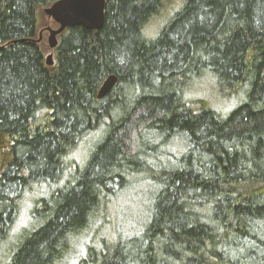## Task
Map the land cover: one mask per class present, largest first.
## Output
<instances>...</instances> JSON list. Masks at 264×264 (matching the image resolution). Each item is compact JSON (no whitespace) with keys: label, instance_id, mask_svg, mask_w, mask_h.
<instances>
[{"label":"trees","instance_id":"1","mask_svg":"<svg viewBox=\"0 0 264 264\" xmlns=\"http://www.w3.org/2000/svg\"><path fill=\"white\" fill-rule=\"evenodd\" d=\"M55 1L0 0V264H264V0H105L48 66Z\"/></svg>","mask_w":264,"mask_h":264},{"label":"water","instance_id":"2","mask_svg":"<svg viewBox=\"0 0 264 264\" xmlns=\"http://www.w3.org/2000/svg\"><path fill=\"white\" fill-rule=\"evenodd\" d=\"M105 0H56L43 9L44 14L56 23V27L46 26L39 30L37 41L42 39V33L48 32V46L53 50L57 44V36L66 28L81 25L90 30H98L104 23ZM46 65L53 64V52L45 57ZM116 77L111 74L101 84L97 98L103 97L115 84Z\"/></svg>","mask_w":264,"mask_h":264},{"label":"rangeland","instance_id":"3","mask_svg":"<svg viewBox=\"0 0 264 264\" xmlns=\"http://www.w3.org/2000/svg\"><path fill=\"white\" fill-rule=\"evenodd\" d=\"M45 15V14H44ZM156 21L160 22L161 20V16L156 17ZM45 19V20H44ZM163 19V18H162ZM45 22V23H44ZM156 23L155 21L153 22V24ZM46 26H50L52 28L56 27V23L48 18L45 15V18L41 19V22L39 24V28L42 29ZM47 38H48V32L44 31L42 33V39H41V43H42V47L45 51V57L52 52V50L49 48L48 46V42H47ZM224 106H228L227 104H224ZM223 106V107H224ZM131 129H133V127L129 126L127 128L128 130V137L131 139L132 134L130 133ZM101 132L97 131L95 132L94 136H98L100 135ZM81 155V153H80ZM75 156H77L79 158V154H77V152L75 153ZM150 186V185H149ZM123 190V189H122ZM117 195L118 199H115L116 202V206L118 207V210H114L115 211V217L117 220H123V221H127V220H134L136 218L139 217V221L140 223H143L144 220L146 219V216H148L149 213V206H150V202H151V198H152V193L153 190H151L150 192H148V194H145V192H139L137 189H127L126 191L123 190ZM129 190V191H128ZM125 191V192H124ZM26 198V197H25ZM27 199L25 201V204L23 205L22 208H20V215H19V219L17 221L18 226H23L26 222V220L28 219V208H27ZM122 222V221H121ZM121 222L118 221V225L121 224ZM127 225V224H126ZM83 256V249H81V251H78L76 253V255H73L71 261L69 264H77L78 263V259L80 257Z\"/></svg>","mask_w":264,"mask_h":264}]
</instances>
